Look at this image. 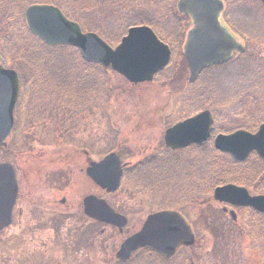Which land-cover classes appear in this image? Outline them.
<instances>
[{"label": "rangeland", "instance_id": "1", "mask_svg": "<svg viewBox=\"0 0 264 264\" xmlns=\"http://www.w3.org/2000/svg\"><path fill=\"white\" fill-rule=\"evenodd\" d=\"M53 1L56 3L53 4ZM177 1L38 0L40 4L63 8L71 16V20L84 21L92 31H103L108 37L116 38L117 42H121L131 27L148 24L163 30L162 26L171 23L169 11L173 12L172 15L180 17L178 21L175 20L178 23L175 30L165 31L176 41V45L178 44L176 53L179 54V62L167 73L169 76L163 81L134 85L111 68L92 66L83 69L81 73V78L90 74L87 79L91 80V83L86 87L82 85L83 90L74 94L72 86L65 92L48 91L50 85L48 82H40V80L37 82L43 75L41 68L32 67L25 62L24 57L12 54L14 48L19 47L20 42L27 40L26 36L34 35L28 29L24 17L28 6L26 2L13 8L14 14L0 23V49L11 52L15 62L12 69L18 73L20 86L22 85L19 101L24 97L22 113L19 112L20 102L16 104L14 131L8 140L10 151L0 149V163H11L15 167L20 184V204L14 212L16 224L0 234V264H85L84 254L80 250L71 251V244L76 238L84 235L85 228H92L93 236L99 234L101 230L104 231V234L92 240L93 262L89 261L87 264H114L121 243L141 229L148 215L162 208H177L181 211L187 204L199 207L201 218L214 230L211 233L201 225L195 228L198 244L184 251L182 249L169 264L191 262L264 264V228L261 225L263 230L259 232L251 221L250 229L256 232V236H252L248 230L246 232L241 228L238 220L233 221L229 215L223 213V205L217 204L213 199L214 188L210 186V179H205V174H203L204 179L200 176L203 168L202 157L192 158L189 155L194 169L185 166L177 178L161 185H156L152 179L158 172L165 173L162 166L167 162L165 160L155 162L153 167L141 172L140 182L143 187L136 185L139 182H136L133 176L135 182L128 180L110 197H106V194L91 182L85 173L88 166L86 160L89 157L97 162L102 159L103 154L111 151H116L122 162L127 165L139 164L146 157L157 155L164 144L165 131L176 119L171 117L176 94L184 96L185 103L180 114L184 118L189 114L193 116L200 112L201 110H194L195 101L204 97L205 93L211 94L210 110L216 109V106L220 107L227 120L221 130L222 133L230 134L237 129L250 130V127L264 121V112L261 118H253L251 114L252 111H257L260 104L264 105V98L262 103L259 102L262 99L261 90L252 87L255 85V79L264 77V7L261 6L260 0L235 2L238 5L248 4L245 10L238 14L237 23L252 36H258L259 38L253 37L259 42L249 45L237 37V41L245 49L237 62L243 60L244 66H248L250 70L241 66L243 69L241 76L238 69L230 70L226 73V79L231 80L240 76L239 79H243L244 85L251 88L240 97L237 94L239 81H229V84L224 85L228 86L235 99L221 104L215 103L217 92L210 86L206 87L205 92L202 90L196 94L188 88L189 70L183 55V47L187 32L191 29V20L177 14ZM160 6H164L169 11L159 8ZM230 12H233L232 8ZM0 19L4 21L3 17ZM246 57L250 60L247 61ZM0 64L3 65L1 57ZM35 79L36 82L32 84ZM71 79L73 84L75 80L77 81L75 77ZM27 82L32 84V90H27L23 96V85ZM260 85L264 86V83ZM259 88L263 89V87ZM57 105H61L62 113L66 112L67 119L59 125H56ZM212 149L215 155L211 154L210 159L226 161L230 159L237 163L230 155L216 151L214 146ZM79 150H86L87 156L80 158L77 155ZM183 156L184 153H175L172 158H183ZM182 163H188L187 158L185 161L182 159ZM237 164L238 166L231 168L243 172L250 169L245 172L247 178L252 177L253 174L250 187H246L250 193L262 194L264 161L252 155L245 162ZM222 167L226 166L214 162V165L209 166L207 170L211 171L210 176H216L218 173L227 176ZM23 171L29 174L28 181L23 178ZM233 174L238 176L239 172ZM140 190L143 192L142 195ZM88 195L107 198L113 208L128 218V226L122 235L113 226L97 223L88 226L81 218L82 201ZM144 197H147L148 201H145ZM63 198L69 201L72 209L67 211L69 215L58 218L57 223H65L64 227L59 228V232H56V210L50 206V210H41L43 217L42 220L39 218V221L42 225H38L36 231L32 230L34 224L32 225L31 216L27 215L26 220L20 222L19 207L24 200L53 202ZM231 208L237 215L239 214V208ZM63 209L66 208L61 207V210ZM63 234L67 236L65 241L61 237ZM153 262L148 261L147 264H156V261Z\"/></svg>", "mask_w": 264, "mask_h": 264}, {"label": "water", "instance_id": "2", "mask_svg": "<svg viewBox=\"0 0 264 264\" xmlns=\"http://www.w3.org/2000/svg\"><path fill=\"white\" fill-rule=\"evenodd\" d=\"M178 10L192 18L194 28L188 35L185 54L190 63L191 82L208 65L227 62L234 50L243 49L220 25L223 3L220 0H180ZM29 30L49 45L76 47L89 63L112 67L132 83L152 81L154 75L165 68L170 51L146 28H133L114 50L99 36L83 34L79 25L69 22L56 7L34 5L25 12ZM19 95L18 76L14 71L0 66V147H6L13 125V112ZM213 120L208 111L168 131L166 141L173 149H182L192 143H202L208 138L193 129L200 125L209 134ZM216 149L244 161L257 151L264 159V126L256 135L238 132L219 136ZM88 175L103 189L115 192L122 176L121 162L116 154L109 155L100 164L93 163ZM18 181L11 164H0V231L12 223V213L18 197ZM214 199L219 203L250 206L264 214V197H250L240 187L228 185L217 188ZM86 213L98 220L117 226L120 231L127 219L117 214L104 200L91 196L85 200ZM195 243V235L182 215L173 211L161 212L148 218L143 229L129 238L117 254L125 261L141 248L172 257L182 246Z\"/></svg>", "mask_w": 264, "mask_h": 264}, {"label": "trees", "instance_id": "3", "mask_svg": "<svg viewBox=\"0 0 264 264\" xmlns=\"http://www.w3.org/2000/svg\"><path fill=\"white\" fill-rule=\"evenodd\" d=\"M111 1V0H110ZM26 2V3H25ZM115 2V1H114ZM170 2V1H167ZM31 5V4H38L41 2H38V0H0V18H4V21L0 19L1 22H5L8 16H12L14 14L15 7H18L23 4ZM50 3V2H47ZM53 4L56 2L53 1ZM14 8V9H13ZM159 8L166 9L164 6H160ZM169 11V10H168ZM170 12V19L171 21H175L180 18L178 16L172 15L173 12ZM152 26V25H151ZM27 40L24 42H20L18 44V48H14L12 51V54L17 55L18 57H24L26 59V63L29 64L32 67H40L43 75L38 79L37 82H48L49 89L48 91L53 92L57 90H62L63 92L69 91L70 86L73 88V94L76 91H82V85L84 87L88 86L89 83H91V80H88L87 78L90 77V74L85 75L81 78V73L84 71L83 69L90 68L89 65L85 64L82 59L79 56V53L76 49L71 47H51L43 43L39 38L34 37V35L26 36ZM112 42H117L115 39L109 37ZM110 40V41H111ZM11 52L5 51L0 49V57L2 58L3 54H7L10 58L11 66L13 67L15 62L13 56L10 54ZM243 60H240L239 62H229L227 64L218 65L215 67H212L208 69V71L201 77L200 81L197 82V85L195 87L194 93L197 92H205L206 87L210 86L212 89H214L216 93L217 100H221L222 102L228 101L230 99H235L233 97V93L229 91L228 86H225L224 84H229V81L235 80L239 81L240 86L245 89L251 88L250 86H245L243 83V79H239V77L242 75L244 64L242 63ZM242 63V64H241ZM246 63V62H244ZM241 64V65H240ZM248 66H244V68ZM238 69L240 71V76L236 77L235 79L227 80L226 79V73L230 70ZM248 70H250L248 68ZM41 72V73H42ZM71 77L77 78V81L75 80L74 84L72 83ZM239 79V80H238ZM86 80V81H85ZM36 82V79L33 80L32 84ZM84 82V83H83ZM218 82L217 84H215ZM264 83V77L260 78L259 80H254V86L253 89L261 90V93L264 95V86L260 85ZM32 84L26 83L25 87H27V90H32ZM37 85V83H36ZM258 86V88H256ZM259 87H263V89H260ZM252 90V89H250ZM89 91V89H87ZM77 92V93H78ZM204 97H202L199 100L195 101V109L196 111L210 109L209 103L211 102V94H203ZM209 101V102H208ZM194 104V103H193ZM214 109V108H213ZM217 110H222L220 107L216 106ZM58 111V112H57ZM60 112V109L56 108V115H58ZM62 122V121H61ZM213 145H211V141L205 146H203V156H204V167H205V179H210L211 188H215L220 185L228 184V183H237L244 186H249L251 183V179L253 177H245V172L250 170L246 169L245 172L243 171H237V168H231L238 166L237 163L231 161L229 158V161H226L225 159H210L209 156L212 154L215 155L214 150L212 149ZM224 156V155H222ZM226 157V156H224ZM214 162L220 163L222 166L223 164L226 166L225 168L222 167V169H225V174L227 176H223L221 173L216 176H210L208 173H210L209 166L214 165ZM229 172V173H228ZM239 172L238 176H235L233 173Z\"/></svg>", "mask_w": 264, "mask_h": 264}, {"label": "flooded vegetation", "instance_id": "4", "mask_svg": "<svg viewBox=\"0 0 264 264\" xmlns=\"http://www.w3.org/2000/svg\"><path fill=\"white\" fill-rule=\"evenodd\" d=\"M87 162H89V164H90L91 159L88 158ZM30 175H32V173H30ZM22 176H23V178H25L26 181H28L29 174H26L25 171H23ZM159 177L162 178L163 176L160 175ZM201 177H202V175H201ZM19 198L20 197H18L17 205L20 204ZM17 205L15 206V208L17 207ZM49 206L56 210V232H59L60 231L59 228L64 227L65 223H63V222L57 223L58 218L60 216L69 215V212H67V211H70L72 209V207L69 205V201L66 198H63L61 200L56 199V201H53V202L46 201V200L45 201H43V200H40V201L24 200L23 202H21V206L19 207L20 209H19V214H18L19 217L21 218V223L24 222V220H26L27 215L31 216L30 218L33 221L32 225L34 224L32 230L36 231L38 229V225H42L41 221H39V218H40V220H42V217H43V213L41 210H50L51 208ZM187 206H188V204L185 207H187ZM61 207L66 208V209L61 210ZM79 207L81 208V203H80ZM222 207H223L222 208L223 213H225V215L230 216V211H232V208L229 205H223ZM82 208H83V212H81V218L83 220H85V222H87L88 226H92L94 221L85 214V211H84L85 209L83 207V201H82ZM227 209H228V211H227ZM38 210H39V212H38ZM239 210H240V212L237 215L236 221L238 220L239 222H241L240 221L241 215H242L241 213L244 212L245 209L239 208ZM14 212H15V209H14ZM183 214H185V213H183ZM199 219H200V223H204V221L201 217H199ZM231 219L233 221H235L232 217H231ZM70 220H71V218H70ZM102 234H104L103 230H101L99 232V234H94V236H93L92 228H85L84 235H81L78 238H76L75 241L71 244L72 245L71 251L75 252L76 250H80L82 252V254H84V256H83L84 263L87 264V263H89V261L91 262L92 261V258H91L92 257V240H96L97 236L98 235L101 236ZM64 236H66V235L63 234L61 236V237H63V239H62L63 241H65L67 239V236L66 237H64ZM197 244H198V239H197ZM189 248L190 247H182L173 258H167L166 256H164L158 252H155L151 249H144V250H140L139 252L132 255V257L128 261L118 262L117 264H147L148 261L152 262V263H154L153 261H156V264L157 263L158 264H169V263H172V261L174 260V258L177 255H179V253L181 252L182 249L184 251L185 249H189ZM191 263H189V264H191Z\"/></svg>", "mask_w": 264, "mask_h": 264}, {"label": "bare ground", "instance_id": "5", "mask_svg": "<svg viewBox=\"0 0 264 264\" xmlns=\"http://www.w3.org/2000/svg\"><path fill=\"white\" fill-rule=\"evenodd\" d=\"M261 4H263V7H264V0H260ZM247 61L250 60L249 57H246L245 58ZM248 89H245L243 87H238L237 89V94L240 96L241 94L244 95V93L247 91ZM250 91V90H249ZM241 97V96H240ZM264 98V95L262 94V99L259 100V102L262 103V100ZM221 100H217V104H221ZM174 106L177 108L179 107V105L177 104H174ZM264 112V105H259V107H257V111H252L251 114H252V117L253 118H261V114ZM256 116V117H255ZM192 119L195 118V115L191 116ZM187 118L182 115H180L179 117V122L177 126L185 123ZM259 120H262V119H259ZM226 119H222V118H217L215 119L212 124H211V127H210V131H209V134L205 132V130L202 128V126L200 125H197L193 130L194 131H198L200 133H202L203 135H206L207 138L209 139V141L211 142H216L218 137L220 136L219 134V131H221L223 129V127L225 126L226 124ZM264 126V121H261L258 125L255 124V126L253 127H250L251 129H253L257 134L260 132L261 128ZM251 129L250 130H245V129H237L235 131H233V133H238V132H245V133H249L251 134ZM219 130V131H218ZM189 158V157H188ZM199 167V166H198ZM201 168V167H200ZM202 169V168H201ZM173 174L178 177V172H177V169L176 168H173ZM197 175V174H196ZM258 212V211H257ZM134 235H132L131 237H133ZM130 237V238H131Z\"/></svg>", "mask_w": 264, "mask_h": 264}]
</instances>
